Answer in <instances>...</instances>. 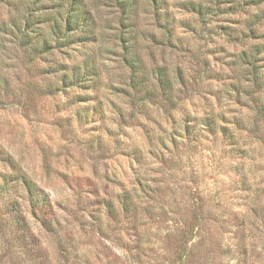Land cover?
I'll use <instances>...</instances> for the list:
<instances>
[{
  "label": "rangeland",
  "instance_id": "obj_1",
  "mask_svg": "<svg viewBox=\"0 0 264 264\" xmlns=\"http://www.w3.org/2000/svg\"><path fill=\"white\" fill-rule=\"evenodd\" d=\"M54 1L35 12L53 11ZM89 1L96 34L84 46L77 33L58 44L45 21L28 45L0 29V264H264V78L255 85L239 57L264 46V0H191L202 14L180 7L190 0H166L180 20L177 47L138 1L129 44L148 71L168 66L175 107L142 100L122 59L120 11L112 0ZM17 2L0 0V28L30 10ZM82 61L93 75L78 83ZM206 112L222 116L228 132L205 129ZM123 190L137 198L138 223L101 204L119 207Z\"/></svg>",
  "mask_w": 264,
  "mask_h": 264
},
{
  "label": "trees",
  "instance_id": "obj_2",
  "mask_svg": "<svg viewBox=\"0 0 264 264\" xmlns=\"http://www.w3.org/2000/svg\"><path fill=\"white\" fill-rule=\"evenodd\" d=\"M44 0H18V6L26 5V8L29 7L28 13L24 14L20 12L17 17H11L8 22L0 28L2 31L7 27L11 28L13 33H16L17 38H20V43L22 45H28L31 40L30 38L31 32L35 31V27H37L38 23H45L52 28V34L55 35L57 43H72L73 38L75 37V33L77 40L76 42L79 45H85V41H94V34H96L95 28V15L90 7L89 0H55L53 6V11L37 14L35 11L37 5L43 3ZM58 1V2H56ZM115 2L116 8L121 13V21L119 22L118 26V39L120 40L121 47H122V59L124 63L132 70L133 75V88H140L144 93V97L142 98L143 101L150 97L160 98L165 104L169 105L170 107L175 104L173 92L175 90V83L174 80L171 78V72L167 65L158 66L156 65L155 68L148 71L147 67L144 66L142 56L138 53V48L134 45H130L128 41V35L132 34V30L135 28L131 18H138V14L140 9L138 8V1L139 0H112ZM152 7V15L154 17V21L159 28H162L163 37L165 44L169 46L177 47V38H176V27L177 24L180 23V20L177 23V18L171 12H168V8L166 5V0H146ZM56 2V3H55ZM257 4H262V0H260ZM204 4L199 2L198 4H194V2L187 1L183 2L180 7L188 10L193 11L197 14L205 13L203 9ZM205 8V6H204ZM259 13H257L258 15ZM126 17V18H125ZM42 25V24H40ZM256 29V26H252L249 31L252 33ZM255 34V33H254ZM232 35V34H228ZM137 39V37H135ZM135 39V40H136ZM45 44H47V39L43 38ZM158 41L157 43H160ZM59 46V45H57ZM49 48V45L46 46ZM52 48V47H50ZM47 50V49H46ZM240 61H242L246 66L249 67L250 72L252 74L254 84L262 87V81L264 78V46H251L247 49H243L239 51ZM93 67L88 65V62L82 61L81 63L75 65L73 68V73L78 81L81 80H89L91 79L90 75H93L92 70ZM151 71V73H150ZM249 71V70H248ZM151 74L154 78L152 82V88H145L147 87L151 80ZM150 86V85H149ZM258 90V89H257ZM264 92V90H258V97ZM175 107V106H173ZM258 110L261 113H264V98H259L258 100ZM202 119L205 129H207L212 135H217L218 132L223 131L226 134L227 126L226 120L222 116L217 117V115H212L209 112H206ZM201 120V119H200ZM221 125V126H220ZM239 128L241 126L237 123ZM243 129V128H242ZM194 131V126L187 122L183 124V133L184 134H191ZM175 139L176 136H175ZM234 143V142H233ZM236 144V143H235ZM234 144V145H235ZM9 164H12L14 170L15 167H18L17 164L12 161V158H6ZM19 168V167H18ZM25 176V175H24ZM17 179H20L19 176ZM27 194L28 200L31 201V204L34 207H40V198L35 196V187L36 184L33 182L32 179L24 177L23 183ZM7 186H2V193H6ZM144 190V188H143ZM1 191V190H0ZM134 192L123 190L118 195V201L120 206L116 207L115 202L112 198H103L102 205L107 207L108 212L113 215L120 211V213H124V216L129 214L132 215L134 218V222L138 223V216L140 214L137 198L133 196ZM41 213H45L42 211ZM201 217L195 214L193 220L199 221ZM99 230L102 229L103 223L95 224ZM189 231V232H188ZM194 228L190 227V229H184L182 238H181V246L186 241V237L193 233ZM184 246V245H183ZM181 258V255L179 256Z\"/></svg>",
  "mask_w": 264,
  "mask_h": 264
}]
</instances>
